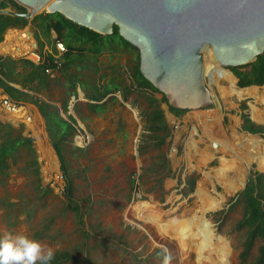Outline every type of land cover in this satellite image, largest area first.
Wrapping results in <instances>:
<instances>
[{"label": "rangeland", "instance_id": "1", "mask_svg": "<svg viewBox=\"0 0 264 264\" xmlns=\"http://www.w3.org/2000/svg\"><path fill=\"white\" fill-rule=\"evenodd\" d=\"M136 54L131 49L111 56L104 53L98 58L97 75L90 68L83 70V74L79 72L80 79L99 76L103 77L100 83L113 78L119 84V91L107 95L100 102L103 108L96 113L88 111L84 96L68 93L69 84L60 73L42 91L41 98L56 103L64 119H68L66 111L70 110L79 122L78 130L61 146L78 208L74 211L73 203L64 197V190L60 192L65 178L53 148L55 138L41 131L36 133L37 137L31 135L34 153L22 151L8 174L0 176V238L19 234L35 240L33 234L42 232L36 241L54 254L69 253L73 259L66 264H196V229L189 238L177 242L172 226L205 218L214 234L226 244L228 264H251L262 243L256 240L242 262L247 229L238 230L244 212L241 192L251 173H264V167L255 161L245 162L238 155H260L264 139L242 131L240 123L241 115L245 114L252 123L264 127L251 116L252 107L264 115V86L238 88L232 80L241 93L238 95L230 92L228 82L212 73L214 82L210 88L222 107L207 125L210 128L214 123L215 139L211 140L212 133L198 123L196 113L184 111L177 117L170 113L166 121L170 135L162 147L156 148V141L146 136L141 112L148 108L150 95L157 99L160 94L149 92L147 96L130 91L128 101L121 96L131 82ZM242 104L245 110L240 109ZM184 115L187 119L179 120ZM24 131L22 127L23 134ZM219 132L220 137L216 136ZM221 142L236 149L234 152L229 148L240 159L227 150L220 153L213 148V143ZM34 157L38 165L40 162V181L34 174ZM220 169H224L221 178ZM238 174L242 175V183L231 192L227 183L235 181ZM132 180H137V187ZM47 185L53 191L43 195L41 189ZM197 187L207 198L219 202L217 209L206 212L202 218L203 204L196 197ZM139 204H147L162 214L159 225H168L165 234L138 215L134 207Z\"/></svg>", "mask_w": 264, "mask_h": 264}, {"label": "water", "instance_id": "2", "mask_svg": "<svg viewBox=\"0 0 264 264\" xmlns=\"http://www.w3.org/2000/svg\"><path fill=\"white\" fill-rule=\"evenodd\" d=\"M13 1L26 12L0 9L1 15L30 20L41 12L59 13L100 35L112 34L115 26L137 49L140 74L167 106L200 112L206 122L222 110L210 88L212 73L228 72L237 86L230 68L264 53V0ZM199 124L207 130L208 124Z\"/></svg>", "mask_w": 264, "mask_h": 264}, {"label": "trees", "instance_id": "3", "mask_svg": "<svg viewBox=\"0 0 264 264\" xmlns=\"http://www.w3.org/2000/svg\"><path fill=\"white\" fill-rule=\"evenodd\" d=\"M8 5L16 9L19 13H25L26 9L18 5L13 0H5ZM1 4V8H6L7 4ZM41 20L44 23L42 27L43 33H48L53 30L56 34V40L62 42L67 52L63 56V63L59 70L69 83V94H75V85L80 82L86 85H91V89L88 96V100L94 102H101L107 95L112 94L113 89L119 90V84L113 79H109V88L99 84L96 85V77L89 79L90 81L85 83L79 81V72L81 69L86 70L90 68L94 74H98V58L104 53H108L110 56L116 53H120V50L131 49L136 51V63H134L133 70L131 72L132 87L135 91L149 90L151 92H158L148 81H146L139 72V57L137 49L132 47L127 41L118 35V30L114 26L113 33L110 35H100L85 27L79 26L72 21L66 19L59 13L47 14L43 13L35 17L34 21ZM27 19L24 18H12L6 15H0V35L7 26L11 25H26ZM76 58L77 60L73 59ZM51 60V56H48ZM94 62V63H93ZM30 64L29 62H27ZM79 63V65H76ZM92 63V64H91ZM91 64V65H90ZM33 66V64H30ZM76 65L78 71L73 70V66ZM4 63L0 62V71L4 67ZM36 71H40L41 74L37 76L38 82L42 83L47 80V76H44V67H34ZM231 72L237 79L238 88H246L250 86H264V53L259 55L257 59L249 64L237 67H231ZM37 73V72H36ZM83 74V73H82ZM86 78V77H85ZM103 77H98L102 79ZM83 82V83H82ZM106 85V84H105ZM0 86L4 88L5 92L10 96L13 95V89L9 88L5 83L0 81ZM111 86V87H110ZM114 91V90H113ZM129 93V88L127 89ZM163 101L166 102V97L163 96ZM66 103L64 104V108ZM92 110L102 109V104L89 105ZM169 112L177 116L181 115L184 111L176 109L174 107H168ZM241 110H245L246 106L242 104ZM39 110L45 120L46 129L53 141V148L60 161V170L64 175V197L68 203H73V210L77 211V204L73 200L72 188L68 179L67 165L63 158V148L61 147L67 136H71L74 132V119L69 117V121L62 119L56 109L51 108L45 103L39 104ZM145 120V131L148 132V138L155 140V147H160L165 143L167 136L169 135V127L165 122L163 112L159 108V102L153 97L148 98V109L142 113ZM243 124L241 129L251 134H257L264 138V127L257 126L252 123L248 116L241 115ZM34 153L33 140L29 137H24L21 134V130L17 131L8 124L0 122V176L8 174L10 168L16 164L17 157L21 155L22 151ZM35 177L39 180V167L36 158L34 157ZM189 183V190H192L193 182ZM133 184V180L131 181ZM38 187V186H37ZM43 195L52 192L53 190L47 185L41 189ZM244 202V212L242 219L238 222V230L243 228L247 229V235L245 237V243L243 251L241 253L242 262L245 261L248 256L254 242L261 240V246L259 247L257 256L252 260L251 264H264V173L253 172L249 176L245 188L241 192ZM42 232L36 231L33 234L35 240H39ZM73 259L67 252L54 255V259L51 264H66L69 259Z\"/></svg>", "mask_w": 264, "mask_h": 264}, {"label": "crops", "instance_id": "4", "mask_svg": "<svg viewBox=\"0 0 264 264\" xmlns=\"http://www.w3.org/2000/svg\"><path fill=\"white\" fill-rule=\"evenodd\" d=\"M3 3H6V1L0 0V9H2L1 4H3ZM4 9H10V10L17 12L16 9H14L13 7H11L8 4H7L6 8H4ZM17 13H19V12H17ZM6 16H8V15H6ZM9 17H11V16H9ZM35 17H33L30 20H27L28 22L26 25H17L16 24V25L7 26L4 29V31L2 32V34L0 35V62L4 63V65H5L4 67L1 68L2 70L0 71V81L5 83V85H7L9 88L13 89V95L10 96L8 93L5 92L4 88L0 86V100L4 99V98H8L9 100L16 102V103L22 105V107H23L22 114L20 117L19 116H13V115H6L0 109V122L4 123V124H8L11 127L13 126V128L15 127L14 129L17 131L21 130V134L24 137H29V138H31V135L37 137L36 133L39 134V132H41V131L45 135L48 134L47 129H46L45 120H44V118H43V116L39 110V104L40 103H45V104L49 105L51 108L56 109L58 111L59 116L62 119H64L60 115V113H59L60 109L56 103L55 104L53 102L48 103L46 100H44L41 97L43 96L42 91L45 90L46 88H48V84L52 83L53 79L57 78L59 73L62 75V73L59 72V70L62 66L63 56L67 52V49L64 53H58L56 50V47H55V42L58 41V40H56L55 32L53 30H50L48 33H46V32L43 33L42 27L44 26V23L39 19L34 21ZM12 18H17V17H12ZM18 18H22V17H18ZM7 37H9V39H6ZM31 53H35V54L40 55L41 60L36 61L33 58V56L30 55ZM13 54L17 55V56H13ZM49 55L51 56V60L48 59ZM27 62H29L30 64H33V66L28 64ZM57 63H59L60 66L56 70V64ZM76 65H79V63H77ZM76 65L73 66V70H75L77 72L78 69H77ZM97 65L99 66L98 63H97ZM37 66L44 67V73H45L44 76L45 75L47 76V80L45 82H42V83L38 82L37 76H39L41 74V72L36 71V69L34 67H37ZM46 69L50 70V72L46 73L45 72ZM78 72L83 73L82 69ZM98 77L96 78V85H94V87L96 86L99 88V84H101L104 86H108V88H109V85H108L109 80H107L105 83H100L101 79H98ZM130 79H131V77H130ZM78 80L84 81L85 83L90 81L89 79H84L83 77H81V79L79 77ZM91 85L85 86L84 83L82 85L80 82H78L75 85V94H70V95H73L75 97L77 94L81 97L84 96V98L87 100L88 111L91 113H96L97 111H99L101 109L92 110V109H90L89 105L102 104V103H100V102L97 103V102L88 100V96H86V95L89 94L90 90H92ZM128 86H129L128 87L129 92L135 91L133 88H131L132 87V79H131V82L128 83ZM250 87H257L258 88V86H250ZM77 88L78 89L80 88L84 94L80 91V89L78 91H76ZM113 90H115V89H113ZM118 91L119 90H117V91L115 90V92H118ZM139 91L142 93H145L147 96H149V92L150 93H157V94L159 93V92H151L149 90H139ZM68 93H69V90H68ZM121 94H122L121 96H122L123 101H126L127 96L130 93H127V91H125L124 93H121ZM163 96L164 95L160 94L157 96L160 98L156 99L154 96L150 95V97H154V99H156L159 102V108L163 112V116H164V119L166 122L168 120V114H170V112L168 109L169 106H167V101L166 102L163 101ZM262 99L264 100V94L262 96ZM74 101H76V99L73 100L72 103H74ZM161 102H163L162 105L160 104ZM102 106H103V104H102ZM65 107L67 108V106H65ZM66 108H64V111H66ZM146 110L141 112V117L143 118L144 131H145V120H144V117L142 116V113H144ZM66 113L69 116H68V119H64V120L69 121V117L74 119L75 122L73 124V127L75 130H78L77 129L78 124H79L78 119L71 115L70 110L68 112L66 111ZM171 114H173V113H171ZM171 114H170V116H171ZM173 115L175 117H177V115H175V114H173ZM26 117H30V119L25 122L24 119ZM195 120H197V119L195 118ZM242 123H243V121L241 120L240 124H242ZM19 124H21L20 128H19ZM22 127L25 128L24 134L22 133ZM240 129H241V126H240ZM244 132H246V131H244ZM73 133L74 132H72L71 136L73 135ZM145 133H147L146 136H148V132L145 131ZM247 133H249V132H247ZM169 135H170V132H169ZM169 135L167 136V138L169 137ZM67 137H69V136H67ZM67 137H66L64 144L67 142ZM262 139H264V138H262ZM64 144H63V146H64ZM214 144L215 143H213V145ZM162 146H160V147H162ZM217 147H218V145H217ZM156 148H158V147H156ZM47 155H48V153H47Z\"/></svg>", "mask_w": 264, "mask_h": 264}, {"label": "bare ground", "instance_id": "5", "mask_svg": "<svg viewBox=\"0 0 264 264\" xmlns=\"http://www.w3.org/2000/svg\"><path fill=\"white\" fill-rule=\"evenodd\" d=\"M6 39H9V37H7ZM213 73H215L217 75L216 72H213ZM229 76H230V74H229ZM229 76L226 73H224L223 71L221 72L220 75H218L219 79H222V80L229 83L230 92H235L236 94L240 95L241 93H239L234 88V84L232 82L233 78L231 76L230 77ZM196 115H197V119L199 122H205L206 124L212 122V119H211L212 115L207 116L210 120L208 122H206L204 116L202 114H200V112H196ZM251 116L255 121L264 124V115L258 113L253 107L251 110ZM199 118H201V119H199ZM213 119H214V116H213ZM208 126H209V124H208ZM208 126H207L206 131L209 132V134H210V132L212 133L211 140H214L215 138H214L213 133H214L215 128L213 126H215V125L213 123L210 126L211 129L208 128ZM216 131H218V129H216ZM216 136L220 137L221 136L220 132L217 133ZM220 141H222V140H220ZM221 146L223 148H220ZM229 148L234 149L231 146H228L226 144H222V142L220 143V145H218V147H216V149L220 153H223V152H225V150H227L228 152H231V154L234 157L239 158L238 156H240V158L243 159V161H245V162L255 161V162H258L257 165L259 167H264V151L263 150H261L260 155L257 154V155L251 156L249 154L245 155L244 153H241L240 155L237 156L236 153H234L236 149H234V152H233V151H230ZM238 176L239 177L235 181L229 180V182L227 183V189L230 190L231 192H235L237 190V188L239 187V185L242 183V177H241L242 175L238 174ZM218 177H220V178L224 177V169L219 170ZM204 196H206V197H204ZM196 197H199V199L202 201V203L200 202V204H203V206L200 207L201 208L200 209L201 218L206 214V212L213 211V210L217 209L219 206V202H217L215 199L207 198V195L199 187H197V190H196ZM207 200H208V203H206ZM134 209L137 211V213L140 217H142L144 220L151 223V225L154 228L161 231V233L165 234L166 230H168L167 229L168 225H166L165 223L162 226L159 225V223H161L160 215H162L160 212H158L154 209H151L147 204H139V205L135 206ZM146 213H147V215H144ZM173 223H175V222H173ZM193 223H195V224H193ZM172 227H174V229L172 231H174V233H175V237H176L177 242H181L180 238H189V234L193 233L196 229L197 235H198V242H197V246L195 249V254H196V261L195 262H196V264H228L227 246L220 237H218L214 234L210 223L207 222L205 220V218L204 219L203 218L202 219L195 218L194 220L191 219L190 221L189 220L184 221L183 224L176 222V224H174ZM170 230H169V232L171 234Z\"/></svg>", "mask_w": 264, "mask_h": 264}, {"label": "clouds", "instance_id": "6", "mask_svg": "<svg viewBox=\"0 0 264 264\" xmlns=\"http://www.w3.org/2000/svg\"><path fill=\"white\" fill-rule=\"evenodd\" d=\"M54 255L52 249L25 235L0 238V264H51Z\"/></svg>", "mask_w": 264, "mask_h": 264}, {"label": "built area", "instance_id": "7", "mask_svg": "<svg viewBox=\"0 0 264 264\" xmlns=\"http://www.w3.org/2000/svg\"><path fill=\"white\" fill-rule=\"evenodd\" d=\"M55 47H56V50L58 53H64L66 51L65 45L60 41L55 42ZM30 55L33 56V58L36 61L41 60V56L38 54L31 53ZM59 66H60V64L57 63L56 64V70L59 68ZM45 72L46 73L50 72V70L46 69ZM0 109L6 115L21 116L23 107H22V105L9 100L8 98H4V99L0 100ZM29 119H30V117H26L24 119V121L26 122ZM39 165H40V162H39ZM133 183L137 187V185H138L137 180L133 181ZM63 190H64V187H62V190L60 192H62ZM136 197H138V198L140 197L138 188H136Z\"/></svg>", "mask_w": 264, "mask_h": 264}, {"label": "flooded vegetation", "instance_id": "8", "mask_svg": "<svg viewBox=\"0 0 264 264\" xmlns=\"http://www.w3.org/2000/svg\"><path fill=\"white\" fill-rule=\"evenodd\" d=\"M242 120V119H241ZM243 124V123H242ZM242 124L240 126H242Z\"/></svg>", "mask_w": 264, "mask_h": 264}]
</instances>
